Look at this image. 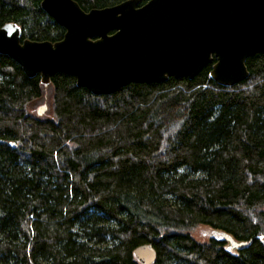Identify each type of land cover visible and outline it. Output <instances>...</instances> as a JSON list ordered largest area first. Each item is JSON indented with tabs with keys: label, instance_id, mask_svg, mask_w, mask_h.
<instances>
[{
	"label": "trees",
	"instance_id": "trees-1",
	"mask_svg": "<svg viewBox=\"0 0 264 264\" xmlns=\"http://www.w3.org/2000/svg\"><path fill=\"white\" fill-rule=\"evenodd\" d=\"M41 0H0V26L56 41ZM84 10L122 0H76ZM145 1V0H143ZM129 83L94 95L58 72L50 117L29 112L39 74L0 54V264H264V53L247 78L209 74ZM198 225L224 231L241 248Z\"/></svg>",
	"mask_w": 264,
	"mask_h": 264
},
{
	"label": "water",
	"instance_id": "water-1",
	"mask_svg": "<svg viewBox=\"0 0 264 264\" xmlns=\"http://www.w3.org/2000/svg\"><path fill=\"white\" fill-rule=\"evenodd\" d=\"M41 8L64 28L56 41L24 38L15 22L0 26V54L15 60L43 85L58 72L94 95L111 94L129 83L193 78L212 62L210 77L232 86L247 78L246 59L264 53V0H122L84 10L76 0H41ZM45 104L36 113L42 115ZM214 230V229H213ZM233 248L237 241L214 230ZM133 254L155 262L150 243Z\"/></svg>",
	"mask_w": 264,
	"mask_h": 264
},
{
	"label": "rangeland",
	"instance_id": "rangeland-1",
	"mask_svg": "<svg viewBox=\"0 0 264 264\" xmlns=\"http://www.w3.org/2000/svg\"><path fill=\"white\" fill-rule=\"evenodd\" d=\"M42 94L41 96L32 101L29 105V112L37 115L36 110L40 105L45 104L47 106L46 110L43 112L42 117H50L52 114L51 111V103H52V95H53V87L52 84L49 82L46 85L42 84ZM192 236L199 242H206L209 238L215 237L220 238L218 233L211 229L209 226L206 225H198L191 231ZM260 239H264V232H260L259 234ZM226 247L232 249L233 247L226 243Z\"/></svg>",
	"mask_w": 264,
	"mask_h": 264
}]
</instances>
